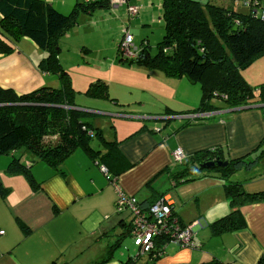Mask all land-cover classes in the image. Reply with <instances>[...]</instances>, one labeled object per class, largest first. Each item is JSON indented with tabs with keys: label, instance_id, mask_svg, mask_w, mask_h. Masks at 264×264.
Instances as JSON below:
<instances>
[{
	"label": "crops",
	"instance_id": "obj_1",
	"mask_svg": "<svg viewBox=\"0 0 264 264\" xmlns=\"http://www.w3.org/2000/svg\"><path fill=\"white\" fill-rule=\"evenodd\" d=\"M44 1L70 12L77 1L86 0ZM198 1L207 3L215 0ZM128 3L141 5L140 13L143 7L139 21L148 25L147 11L154 9L151 4L156 1L128 0ZM125 5L128 8L127 4L111 3L107 8L97 9L91 14L81 12L77 23L60 40V60L70 73L77 92L78 107L89 113L86 120L100 127L106 140H124L120 148L134 165L121 174L116 186L102 171L98 156L80 147L61 164L63 173L55 171L47 163H34L33 173L42 182L41 188L34 190L25 176L9 174L6 169L11 161L10 156L18 152L21 153L17 157L27 164L35 162V156L30 151L22 152L23 148L0 156V178L10 188L9 194L0 198V229L5 231L0 234V264H50L52 261L105 264L121 241L119 239L118 243L112 244L111 236L117 233L108 228L110 224L116 227L114 213L119 188L139 200L166 192L165 196L172 200L174 213L183 225H193L201 240L202 245L197 249L167 245L157 264H200L212 260L222 264H257L264 251V201L241 207L246 228L214 236L210 224L232 211L225 181L205 176L174 187L168 177V187L164 190L157 185L160 177H155L165 167L175 165L172 154L177 148H182L189 155L220 146L226 160L240 159L232 180L243 182L245 190L250 193H264V158H260L264 146V103L227 108L216 101L215 104L223 109L210 112L207 116L214 115V121L183 127L187 116L165 115L164 112L167 107L184 112L199 107L202 90L199 87L198 91L197 88L200 84L191 82L186 76L172 77L158 69L123 62L121 66L133 71L134 75L95 74L87 68L76 70L68 60L69 52L75 48L82 59H86L83 54L90 46L86 40L77 44V34L80 35L82 31L87 35L95 31L91 25L81 30V24L88 23L98 13L100 19L108 14L113 15L114 11L119 12ZM245 7L249 10H236L250 13L251 8ZM156 8L163 15L162 0H158ZM135 32L138 30H133ZM46 55L47 52L33 40L22 38L13 53L0 55V85L20 94L43 86L60 87L56 75L43 72L38 67ZM115 64L111 62L109 66ZM97 79L108 84L109 97L116 100L112 101L108 96L95 98L88 94V88ZM154 91L161 97L159 108L149 110L137 99L142 98L143 93L155 94ZM115 119L126 123L115 125L113 122L108 127L111 135L105 133L103 124L107 126ZM161 121L163 124H160ZM142 128L144 130L138 132ZM121 131L123 136L120 135ZM105 139L95 137L92 145L104 150ZM95 203L103 207L101 218L110 220L109 224L105 225L95 218L91 209ZM126 213H116L124 230L130 223L129 213Z\"/></svg>",
	"mask_w": 264,
	"mask_h": 264
},
{
	"label": "trees",
	"instance_id": "obj_2",
	"mask_svg": "<svg viewBox=\"0 0 264 264\" xmlns=\"http://www.w3.org/2000/svg\"><path fill=\"white\" fill-rule=\"evenodd\" d=\"M230 1L228 4H217L212 1L162 0L165 34L158 45V51L152 53L150 46L142 42L135 59L118 56L120 62L158 69L172 77L186 76L191 82L200 84L202 97L197 109L184 112L167 107L165 115L223 109L213 101H219L227 108L264 103V83L254 88L241 76V70L264 53V19L251 12L237 11L236 0ZM263 1L260 0L264 4ZM112 2L77 1L74 8L66 13L44 0H0V55L13 53L22 38L28 37L47 52L38 67L43 72L56 75L60 81V87L43 86L22 94L0 85V156L10 155L22 148L30 151L35 156V162L27 164L13 155L6 171L25 176L34 190L42 186V182L33 173L34 163H47L55 171L63 173L61 164L80 147L98 156L99 165L107 168L106 175L116 186L119 185L121 174L134 165L120 148L124 140H106L101 128L86 120L89 113L77 108V92L69 71L60 60V40L77 23L79 14H91L97 9L107 8ZM108 90V84L97 79L87 92L92 97L102 99L109 97ZM215 118L214 115L186 118L183 127L207 120L214 121ZM95 137L105 139L104 150L92 145ZM218 157L226 160L220 146L197 151L187 155L182 162L174 161L173 167H165L155 177L161 173L168 174L174 187L205 176L223 179L232 211L210 224L214 236L246 228L247 222L241 207L264 201L263 192L250 193L245 190L243 182L232 180L239 168L240 159H229L226 166L202 167L204 162L217 160ZM260 158H264V146ZM9 192L10 188L0 178V198L6 197ZM165 194L159 192V196L155 197V194L143 200L135 195L133 197L137 198L138 205L145 210ZM125 212L131 217L130 211ZM130 229L129 223L127 230ZM156 241V249L149 253L148 264H157L164 253L162 246L166 238ZM131 259L132 256L129 262ZM50 264L66 263L52 261ZM200 264L222 263L212 260ZM257 264H264V251Z\"/></svg>",
	"mask_w": 264,
	"mask_h": 264
},
{
	"label": "rangeland",
	"instance_id": "obj_3",
	"mask_svg": "<svg viewBox=\"0 0 264 264\" xmlns=\"http://www.w3.org/2000/svg\"><path fill=\"white\" fill-rule=\"evenodd\" d=\"M155 4H151L154 8L153 10L147 11V21L149 24L144 25L139 21L141 14L143 13V7L141 8V13L138 17H132L128 13V8L126 5L118 12L114 11L113 15L108 14L103 18H99V13L94 16L95 18L91 21L84 22L81 24V30H84L85 27L91 25L95 29V31L91 33H87V35L81 31V34H77L76 43H82L86 40L90 46L84 52V56L86 59H82L81 55L76 52L75 48H72L68 54V60L71 65L74 66L76 70H80L82 68L92 69V72L95 74H99V72H106L108 75L110 74H125L127 76L134 75L133 71H129L125 66H121V62L119 61V55L123 58H126L121 55L120 52V42L124 37V31H133L138 30V32L134 33L135 44L138 47L142 46V42L148 44L150 46V50L152 53H156L158 51V45L162 41L163 36L165 34V25L164 20L162 18V12L159 11L157 7L158 0H155ZM230 0H215L214 2L219 3H228ZM130 4V3H129ZM138 6H141L138 4ZM236 8L240 10H249L247 7L242 4H236ZM127 9V10H126ZM69 12V11H65ZM244 12V11H242ZM103 13V12H102ZM83 23V22H82ZM84 27V28H82ZM61 58V56H60ZM116 63L115 66L110 67V63ZM105 67V69H103ZM131 74V75H130ZM241 76L244 78L246 83L251 87H256L264 83V53L257 56L254 61L246 68L241 70ZM97 78V77H96ZM201 86H198V91ZM160 92L159 90L155 89ZM155 92V91H154ZM138 101H142L146 108L149 110H155L157 107L159 108V100L161 97L158 93H143V97L137 99ZM201 100V99H200ZM214 103L216 101H213ZM155 112V111H154ZM156 117H160L155 115ZM121 124L124 121L113 120L108 123L103 124L104 132L111 135L110 129L108 128L112 123ZM126 123V122H124ZM163 124L161 121L160 124ZM119 135V134H118ZM120 135L123 136L124 133L121 131ZM21 151V150H19ZM25 151L24 148L22 152ZM21 153V152H20ZM18 152L17 155H20ZM11 160H13V156H10ZM11 161H9L10 163ZM162 174V175H161ZM159 175L158 187L166 190L168 187V176L166 173H161ZM142 195L144 192L141 193ZM91 209L94 210L95 218L102 220V222L107 225L110 223V220H104L101 218L103 215L104 209L99 204L95 203L91 206ZM115 212L117 213V208L115 207ZM114 213V217L116 219L114 225H108L109 230H114L113 232L117 233L112 237L111 243H118L117 241L120 239L121 241L118 243V246L112 252V257H110L105 264H148V254H143L141 252V244L140 240L134 235L130 234L128 230H124L121 226V221L118 215ZM105 216V215H104ZM109 216H107L108 218ZM120 232V233H119ZM124 233V234H123ZM124 236V237H123ZM107 238V237H106ZM139 255V256H138ZM132 256L129 262V257ZM136 259V260H135ZM129 262V263H128ZM99 264V263H98Z\"/></svg>",
	"mask_w": 264,
	"mask_h": 264
},
{
	"label": "built area",
	"instance_id": "obj_4",
	"mask_svg": "<svg viewBox=\"0 0 264 264\" xmlns=\"http://www.w3.org/2000/svg\"><path fill=\"white\" fill-rule=\"evenodd\" d=\"M237 4H243L251 8V13L264 19V4L260 0H236ZM115 4H127L128 13L136 17L140 13V7L128 3V0H113ZM133 31H124V37L120 42L121 55L128 59H135L141 50L134 42ZM188 118H197L209 116L210 112H195L181 114ZM176 162H182L187 154L182 148H177L173 154ZM107 174V168L102 166ZM117 212L124 213L130 211V230L129 233L140 240V248L143 254H149L156 249L159 238H166V243L162 246L165 252L166 246L174 244L182 248L197 249L201 247V240L197 236L193 225H183L180 218L174 213L172 200L168 196H162L156 199L147 209H143L137 203V198L118 190V199L116 202ZM0 229V234H4ZM162 251V252H163ZM161 252V253H162Z\"/></svg>",
	"mask_w": 264,
	"mask_h": 264
},
{
	"label": "water",
	"instance_id": "obj_5",
	"mask_svg": "<svg viewBox=\"0 0 264 264\" xmlns=\"http://www.w3.org/2000/svg\"><path fill=\"white\" fill-rule=\"evenodd\" d=\"M78 109H81L80 107H77ZM83 110V109H81ZM229 164V160H222L220 157H218L217 160H209L206 161L202 164V167L204 168H209V167H214V166H226Z\"/></svg>",
	"mask_w": 264,
	"mask_h": 264
},
{
	"label": "bare ground",
	"instance_id": "obj_6",
	"mask_svg": "<svg viewBox=\"0 0 264 264\" xmlns=\"http://www.w3.org/2000/svg\"><path fill=\"white\" fill-rule=\"evenodd\" d=\"M103 171V170H102ZM120 189V188H119ZM127 194V193H126ZM133 196V195H132ZM139 201V200H138ZM127 214V213H126ZM202 245V244H201Z\"/></svg>",
	"mask_w": 264,
	"mask_h": 264
}]
</instances>
